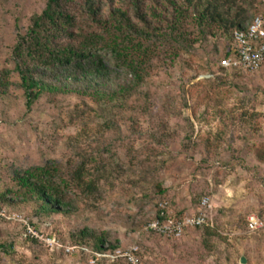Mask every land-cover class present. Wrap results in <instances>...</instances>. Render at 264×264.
Segmentation results:
<instances>
[{"label":"rangeland","instance_id":"obj_1","mask_svg":"<svg viewBox=\"0 0 264 264\" xmlns=\"http://www.w3.org/2000/svg\"><path fill=\"white\" fill-rule=\"evenodd\" d=\"M47 1L0 0V78L11 71L5 77L12 82L0 91V193L16 200L0 205L8 215L0 216V264H129L122 257L93 262L92 251L131 245L139 246L143 264H243L242 256L245 264H264V229L247 227L251 216L264 220V161L257 156V148L264 150V67L221 69L232 31L194 21L184 35L147 43L150 67L123 105L45 94L29 109L14 47ZM230 6L228 24L264 13V0ZM104 54L115 82L135 80L111 50ZM50 162L66 181L71 214H47L14 194L16 169ZM204 197L213 237L204 226L179 239L145 231L161 202L180 216L193 215ZM99 237L119 247L97 251ZM67 244L91 251L69 253Z\"/></svg>","mask_w":264,"mask_h":264},{"label":"trees","instance_id":"obj_2","mask_svg":"<svg viewBox=\"0 0 264 264\" xmlns=\"http://www.w3.org/2000/svg\"><path fill=\"white\" fill-rule=\"evenodd\" d=\"M119 1L121 3L116 5L115 0H48L42 12L32 16L27 32L19 35L14 47V69L29 109L45 94L75 93L97 104L123 105L133 96L150 67L153 51L147 43L153 37L175 33L184 35L194 21L201 26L217 23L224 24L228 33L232 31V45L234 31L245 28L252 20L246 23L232 20L228 24L224 11L228 8L229 12L231 3L237 0ZM164 8L167 13L162 10ZM231 45L220 62L230 55ZM108 49L117 62L129 67L135 80H113L104 54ZM6 73L0 78L1 92L12 85L11 80L5 77L10 76L11 71ZM257 156L264 161V150L260 147L257 148ZM76 173L82 180V169ZM15 179L19 185V189L14 191L15 196H21L24 201H35L47 214H71L75 211L66 194V181L58 176L52 162L25 170L16 169ZM87 186L90 188L92 185ZM15 201L6 193H0V205ZM158 214L159 210L152 220ZM177 216L182 218L186 215ZM203 229L207 237L215 235L210 225ZM81 234L87 236L88 233L83 230ZM105 244V239L99 237L95 241V249L106 251L119 247L118 244Z\"/></svg>","mask_w":264,"mask_h":264},{"label":"built area","instance_id":"obj_3","mask_svg":"<svg viewBox=\"0 0 264 264\" xmlns=\"http://www.w3.org/2000/svg\"><path fill=\"white\" fill-rule=\"evenodd\" d=\"M264 65V13L255 15L252 20L243 29H237L233 33L231 45V53L223 58L220 66L227 69H242L244 71H258ZM210 206L209 197H204L201 202L200 212L193 215H186L182 218L177 216V213L169 206L168 201H163L159 206V214L157 218L148 222L145 226L146 232H154L161 236L179 239L192 228L203 227L210 225L209 218L202 208ZM0 216L7 217V211L0 208ZM14 218L21 219L18 214H13ZM248 228L250 230L264 229V220L257 216H251L248 219ZM28 230L31 234H36L28 225ZM63 246V245H62ZM67 252L71 253L76 250L91 251L85 246L79 245H64ZM140 248L137 245H131L122 250L118 249L113 253L94 252L93 262L98 257L124 258L129 264H143L142 258L139 255Z\"/></svg>","mask_w":264,"mask_h":264},{"label":"water","instance_id":"obj_4","mask_svg":"<svg viewBox=\"0 0 264 264\" xmlns=\"http://www.w3.org/2000/svg\"><path fill=\"white\" fill-rule=\"evenodd\" d=\"M247 262V258L245 256H242L241 263L245 264Z\"/></svg>","mask_w":264,"mask_h":264}]
</instances>
